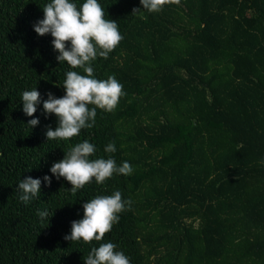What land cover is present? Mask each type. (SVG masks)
Wrapping results in <instances>:
<instances>
[{
    "label": "trees",
    "instance_id": "16d2710c",
    "mask_svg": "<svg viewBox=\"0 0 264 264\" xmlns=\"http://www.w3.org/2000/svg\"><path fill=\"white\" fill-rule=\"evenodd\" d=\"M50 2L0 0V264H85L108 242L130 264H264V0H180L158 13L140 0H98L123 40L91 66L126 95L69 141L47 140L58 119L43 102L66 94L68 71L85 73L34 31ZM33 89L41 102L29 117L22 94ZM85 140L96 147L90 159L128 162L132 174L73 195L50 168ZM29 176L41 193L25 204L18 184ZM115 191L132 203L103 241L64 239L84 203Z\"/></svg>",
    "mask_w": 264,
    "mask_h": 264
},
{
    "label": "clouds",
    "instance_id": "9594fccd",
    "mask_svg": "<svg viewBox=\"0 0 264 264\" xmlns=\"http://www.w3.org/2000/svg\"><path fill=\"white\" fill-rule=\"evenodd\" d=\"M143 9L158 13L169 3L179 4L180 0H140ZM44 18L34 25V31L39 36L51 34L53 47L59 53L57 60L66 62L73 69H82L85 75L77 71H68L63 88L66 94L55 97L51 92L43 102V108L49 115L54 114L58 126L46 131L47 140L69 141L79 136L82 129L92 128L95 124L97 109L112 113L119 105L120 99L126 95L123 85L116 77L109 76L105 80L95 78L92 62L97 57L108 59L123 40L118 24L105 18V12L98 0H86L79 8L70 0H51L43 9ZM140 9H134L133 14ZM70 44V47H69ZM23 112L33 117L37 105L41 102V94L36 89L24 91L22 94ZM92 105L93 107H89ZM40 123L39 119H31L28 124L34 128ZM115 144L109 143L105 152L114 153ZM93 143L84 141L71 147L65 158L54 163L50 171L57 180L61 177L72 185L73 195L93 180L104 184L114 174L131 175L132 166L123 162L117 166L114 159H90L95 155ZM43 181L51 185V177H43ZM41 179L31 176L22 179L18 190L22 193L20 201L27 204L41 193ZM131 200L122 199L120 191L112 195L97 196L83 204V219L73 221L71 234L64 237L72 242L83 241L91 244L93 241H103L106 234L112 231L113 225L119 222V214L130 209ZM38 216L43 220L48 216L47 211H39ZM114 243H101L92 247L91 252L84 258L85 264H130L129 258L122 252L116 251Z\"/></svg>",
    "mask_w": 264,
    "mask_h": 264
}]
</instances>
